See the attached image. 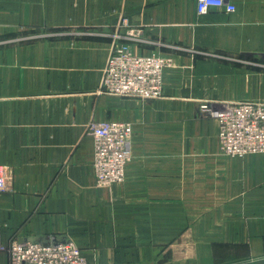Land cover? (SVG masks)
Instances as JSON below:
<instances>
[{
	"label": "crops",
	"instance_id": "obj_1",
	"mask_svg": "<svg viewBox=\"0 0 264 264\" xmlns=\"http://www.w3.org/2000/svg\"><path fill=\"white\" fill-rule=\"evenodd\" d=\"M226 2L236 10L199 15L197 0H0V165L13 177L0 264L15 240L73 242L90 264H264V153L225 155L204 109L264 102V0ZM115 42L175 58L160 99L101 92ZM93 120L134 129L126 178L108 188Z\"/></svg>",
	"mask_w": 264,
	"mask_h": 264
},
{
	"label": "built area",
	"instance_id": "obj_2",
	"mask_svg": "<svg viewBox=\"0 0 264 264\" xmlns=\"http://www.w3.org/2000/svg\"><path fill=\"white\" fill-rule=\"evenodd\" d=\"M212 8L234 12L226 0H197V12ZM134 34V33H132ZM138 34V33H136ZM116 40H123L118 35ZM176 66L169 55L137 54L129 43L115 42L109 54L101 83L107 95L156 100L163 96L165 72ZM218 124L220 150L228 156L244 157L264 153V102H238L219 110H209ZM88 132L94 141L93 168L97 185L108 188L122 183L131 160L133 125L123 121H91ZM13 177L6 165H0V192H6ZM10 264H90L73 242L50 244L15 240L7 248Z\"/></svg>",
	"mask_w": 264,
	"mask_h": 264
},
{
	"label": "rangeland",
	"instance_id": "obj_3",
	"mask_svg": "<svg viewBox=\"0 0 264 264\" xmlns=\"http://www.w3.org/2000/svg\"><path fill=\"white\" fill-rule=\"evenodd\" d=\"M27 38H28V35L26 36V35H24L23 37H20V38H18L17 40H19V42H21V40H27ZM7 41V42H6ZM6 41H4V42H2V44H4V43H7V44H9V43H15V42H17V41H8V40H6Z\"/></svg>",
	"mask_w": 264,
	"mask_h": 264
},
{
	"label": "water",
	"instance_id": "obj_4",
	"mask_svg": "<svg viewBox=\"0 0 264 264\" xmlns=\"http://www.w3.org/2000/svg\"><path fill=\"white\" fill-rule=\"evenodd\" d=\"M50 244H60L58 242H54V243H47V244H43L44 246H49Z\"/></svg>",
	"mask_w": 264,
	"mask_h": 264
}]
</instances>
